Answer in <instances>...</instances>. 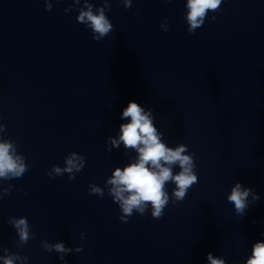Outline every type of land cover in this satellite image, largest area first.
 Segmentation results:
<instances>
[{"label":"clouds","instance_id":"obj_1","mask_svg":"<svg viewBox=\"0 0 264 264\" xmlns=\"http://www.w3.org/2000/svg\"><path fill=\"white\" fill-rule=\"evenodd\" d=\"M78 9L76 20L92 32V39L99 42L113 31V25L106 15L110 9L109 0H103V6L94 7L90 0H72L74 5L81 4ZM125 8H130L132 0H121ZM45 10H52L51 0H44ZM222 0H186L185 20L188 25V32L194 33L202 27L209 12H218ZM72 10L65 8V13ZM216 19L215 16L212 17ZM164 31H168L167 21L161 24ZM121 120H127L119 126L118 139L108 137L109 148H119L121 143L126 150H133L136 157L133 162L123 168L116 167L111 176L105 181L107 194L111 196L114 203L118 204L122 215L120 220L127 222L133 213L141 216L151 208V216L159 219L164 214V209L170 199L175 202L184 200L188 190L198 183L196 165L192 154L184 144L175 147L168 146L162 139V133L154 123V116L151 109L146 110L139 103L129 101L122 110ZM6 125L0 123V181H8L23 177L28 171L29 165L25 157L18 152L17 143L6 137ZM85 159L82 155L72 152L64 158V166L53 165L47 172L49 177L68 174L69 180L75 179V173L85 167ZM174 167L179 171L174 172ZM175 185L171 197L167 190V184ZM13 185L7 188L0 186V199L11 192ZM89 193L103 197L104 188L96 184L89 185ZM251 197V200H249ZM260 199L259 195L251 187H245L236 182L227 195V200L234 205L235 212L241 216L245 215L250 204ZM8 223L15 229L18 242L17 247L26 244L34 236L31 226L26 217H10ZM84 239V234H81ZM41 246L48 252L59 253V259L64 261L65 255L73 251L63 242L48 243L42 241ZM3 255H0L2 264H27L28 257L17 253H10L8 249L2 248ZM76 252L82 248L76 247ZM208 264H226L223 258H214L212 253L207 254ZM245 264H264V241H256L251 248V255L246 259Z\"/></svg>","mask_w":264,"mask_h":264}]
</instances>
